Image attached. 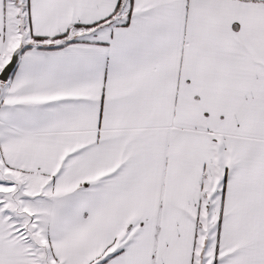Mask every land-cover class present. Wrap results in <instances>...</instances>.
<instances>
[{
	"label": "snow or ice",
	"instance_id": "6c2138e0",
	"mask_svg": "<svg viewBox=\"0 0 264 264\" xmlns=\"http://www.w3.org/2000/svg\"><path fill=\"white\" fill-rule=\"evenodd\" d=\"M0 264H264V0H0Z\"/></svg>",
	"mask_w": 264,
	"mask_h": 264
}]
</instances>
